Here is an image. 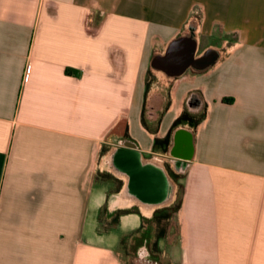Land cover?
Here are the masks:
<instances>
[{
  "label": "crops",
  "instance_id": "1",
  "mask_svg": "<svg viewBox=\"0 0 264 264\" xmlns=\"http://www.w3.org/2000/svg\"><path fill=\"white\" fill-rule=\"evenodd\" d=\"M193 17L220 58L166 87L151 61ZM115 217L136 228L85 240ZM171 223L177 264H264V0H0V264H126L122 237Z\"/></svg>",
  "mask_w": 264,
  "mask_h": 264
},
{
  "label": "water",
  "instance_id": "2",
  "mask_svg": "<svg viewBox=\"0 0 264 264\" xmlns=\"http://www.w3.org/2000/svg\"><path fill=\"white\" fill-rule=\"evenodd\" d=\"M197 38L198 24L193 17L185 24L180 36L168 43L164 55L153 57L151 66L159 68L165 73L166 87L188 69L203 73L218 62L219 52L212 49H207L196 55ZM109 158L115 162H121L116 167H121L122 171L130 178V183L123 194L124 197L135 195L141 202H146L149 196L146 184L149 177L146 170L151 168L149 164L143 163L138 154L126 153L122 149H114Z\"/></svg>",
  "mask_w": 264,
  "mask_h": 264
},
{
  "label": "rangeland",
  "instance_id": "3",
  "mask_svg": "<svg viewBox=\"0 0 264 264\" xmlns=\"http://www.w3.org/2000/svg\"><path fill=\"white\" fill-rule=\"evenodd\" d=\"M171 227L172 230H164L163 228H161V225H157L158 228L152 230L151 232V238H152V244L155 246V250L157 251V253L161 256L162 259V263L163 264H177L176 262L171 261L170 257L168 256L169 251L168 248H170L169 244L171 243L170 241H173V239L175 238L176 235V229L173 223H171ZM105 227V224L100 225V227L97 228H91V229H86L84 232V238L85 240H87L89 243L92 244H106V245H110L112 244L111 242H118L119 237L123 234H127L130 233L132 231H134V229L136 228L134 225H131V222H128L127 224H124L122 226H120L116 231H112V232H106L103 228ZM164 231L163 236L160 237L161 235V231ZM162 239H167V244L165 249L162 250L159 246V242ZM126 249V264H136L133 260H134V256H133V251L131 250V248L128 246V243L125 244V246H123Z\"/></svg>",
  "mask_w": 264,
  "mask_h": 264
},
{
  "label": "flooded vegetation",
  "instance_id": "4",
  "mask_svg": "<svg viewBox=\"0 0 264 264\" xmlns=\"http://www.w3.org/2000/svg\"><path fill=\"white\" fill-rule=\"evenodd\" d=\"M159 109L160 107H157V111H159ZM112 138L122 146L130 145L125 139L119 140L115 136ZM131 249L134 253V257L137 258L136 264H163L160 261L159 254L155 250V246L152 244L151 231H146L144 229L137 239H135L133 245H131Z\"/></svg>",
  "mask_w": 264,
  "mask_h": 264
},
{
  "label": "trees",
  "instance_id": "5",
  "mask_svg": "<svg viewBox=\"0 0 264 264\" xmlns=\"http://www.w3.org/2000/svg\"><path fill=\"white\" fill-rule=\"evenodd\" d=\"M110 134H119V135H122V137H126L127 138V123L125 120L123 121H120L116 126L115 128L112 130V132ZM125 140H128V139H125ZM129 142V141H128ZM169 214H167L166 216H168ZM154 217L156 218H160L161 215H155ZM117 220L118 218L115 217L114 219H112L111 223L110 224H105V227L103 228L106 232L108 231H111L113 230L114 228H116V224H117ZM143 227H141L139 230L135 231L134 233L128 235V236H125V237H122L120 243H121V246H125V244L128 242V240L130 238H133L136 233H139L140 231H143L144 229H142ZM163 233L164 231L162 230L161 231V235L160 237L163 236Z\"/></svg>",
  "mask_w": 264,
  "mask_h": 264
}]
</instances>
